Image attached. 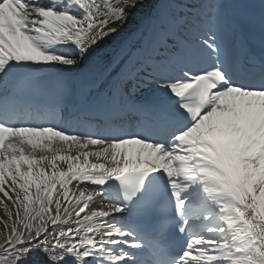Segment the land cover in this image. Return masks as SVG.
I'll use <instances>...</instances> for the list:
<instances>
[{
  "label": "snow or ice",
  "instance_id": "obj_1",
  "mask_svg": "<svg viewBox=\"0 0 264 264\" xmlns=\"http://www.w3.org/2000/svg\"><path fill=\"white\" fill-rule=\"evenodd\" d=\"M0 193V264H264V0H0Z\"/></svg>",
  "mask_w": 264,
  "mask_h": 264
},
{
  "label": "bare ground",
  "instance_id": "obj_2",
  "mask_svg": "<svg viewBox=\"0 0 264 264\" xmlns=\"http://www.w3.org/2000/svg\"><path fill=\"white\" fill-rule=\"evenodd\" d=\"M45 2H46V0H45ZM62 154H63V153H62ZM74 184H75V182H73V185H69V192H70V193H72V192L75 191ZM0 199H3L5 203H10V201H9L6 197H3V194H2V193H0ZM69 199H70V202H71L72 199H73V198L71 197V195H70V198H69ZM12 211L15 212L16 209L13 207V208H12ZM3 214H4V205H3V204H0V220L3 219Z\"/></svg>",
  "mask_w": 264,
  "mask_h": 264
}]
</instances>
